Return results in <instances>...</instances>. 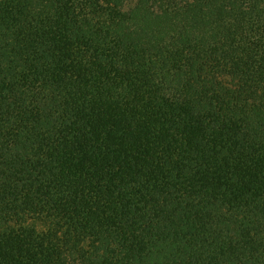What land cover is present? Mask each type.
<instances>
[{
    "label": "trees",
    "instance_id": "trees-1",
    "mask_svg": "<svg viewBox=\"0 0 264 264\" xmlns=\"http://www.w3.org/2000/svg\"><path fill=\"white\" fill-rule=\"evenodd\" d=\"M0 264H264V0H0Z\"/></svg>",
    "mask_w": 264,
    "mask_h": 264
},
{
    "label": "rangeland",
    "instance_id": "rangeland-1",
    "mask_svg": "<svg viewBox=\"0 0 264 264\" xmlns=\"http://www.w3.org/2000/svg\"><path fill=\"white\" fill-rule=\"evenodd\" d=\"M34 224H35V226H36V228H37L38 230H42L43 227H45L44 224H43L40 220H36V221L34 222Z\"/></svg>",
    "mask_w": 264,
    "mask_h": 264
}]
</instances>
